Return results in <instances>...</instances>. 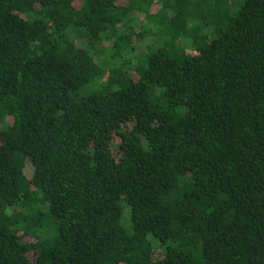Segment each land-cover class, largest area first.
<instances>
[{"label":"trees","instance_id":"16d2710c","mask_svg":"<svg viewBox=\"0 0 264 264\" xmlns=\"http://www.w3.org/2000/svg\"><path fill=\"white\" fill-rule=\"evenodd\" d=\"M241 1L0 0V264H264V0Z\"/></svg>","mask_w":264,"mask_h":264},{"label":"rangeland","instance_id":"374dc122","mask_svg":"<svg viewBox=\"0 0 264 264\" xmlns=\"http://www.w3.org/2000/svg\"><path fill=\"white\" fill-rule=\"evenodd\" d=\"M236 1V5L238 4V5H241V3H242V1L241 0H235ZM238 2V3H237ZM231 14V13H230ZM142 21H143V19H139L138 20V24L137 25H141L142 24ZM151 28H152V32H153V27L151 26V25H149ZM154 37H150V38H146V39H144L143 41H141V42H139L138 44H136V46H137V48H138V50H144L145 49V47L146 46H152L153 45V43H154V40L155 39H153ZM158 44H162V39H160L159 40V43ZM154 45H156V42L154 43ZM135 46V47H136ZM136 51H137V49H136ZM135 51V52H136ZM121 206H122V217H121V222H120V224H121V226L125 229V230H127V231H129V229H130V220H129V208L125 205V204H121Z\"/></svg>","mask_w":264,"mask_h":264}]
</instances>
